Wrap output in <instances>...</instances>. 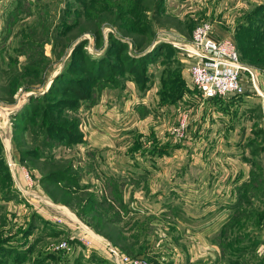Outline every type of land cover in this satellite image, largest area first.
I'll return each mask as SVG.
<instances>
[{
    "label": "rangeland",
    "instance_id": "374dc122",
    "mask_svg": "<svg viewBox=\"0 0 264 264\" xmlns=\"http://www.w3.org/2000/svg\"><path fill=\"white\" fill-rule=\"evenodd\" d=\"M4 2V35L0 45L6 52L0 70V102L4 107L0 110V121L8 120L9 135H5L6 128H0V264H115L95 248L63 235L65 232L57 219L47 221L43 213H32L36 210L32 208L34 202L50 205L47 211L59 217L64 214L58 206H66L63 210L73 218L77 219L73 213L82 217V221L78 219L79 226L86 225L94 232L93 226L100 220V228L96 230L104 236L120 229L121 240L117 242L119 245H114L127 251L124 246L140 242L134 250L124 252L130 255L139 252L137 257L149 264H235L230 258V251H235L231 246L235 236L221 239L225 244L221 245V252L228 251L227 257L219 250L220 239L214 237L211 241L217 245V251L211 257L193 262L177 263L171 253L155 250L157 236L153 237L147 224L135 222L122 208L121 191L127 187L128 176L108 164L110 157L121 156L122 151L114 152L107 146L91 147V140L119 139L118 142L126 144L134 139L142 155L149 156L155 151L153 137L145 138L137 133L132 138L125 133L131 129L121 130L133 122L130 112L144 114L141 110L144 104L139 97L132 99L131 87L135 85L134 90L143 93L157 81V93L167 89L165 95H169L163 102L175 100L167 107L161 105L164 107L151 122L158 124L164 137L190 142V152L186 149L175 154L182 157L175 158L180 161V167L189 166L178 191H210L207 198L217 202L225 173L235 172L241 165L248 170L251 159L254 164L243 178L240 190L246 191L245 199L241 200L246 202L243 219L247 218L249 227L244 233L249 241L251 231L260 230L256 236H263L264 0ZM205 22L213 25L217 38L230 39L236 45L242 63L259 79L258 92L233 98H202L188 75L189 61L169 39L190 38L194 29ZM117 40L125 43L127 49H119ZM103 67L105 77L101 78L95 69L101 73ZM171 83L177 85L172 90ZM71 84H77L82 94L68 88ZM29 91H33L31 95L27 94ZM102 96L105 106L112 103L110 106L115 107L111 115L117 122L110 123L105 118L108 124L105 123L103 130V124L98 121L101 114L92 110ZM177 100L179 110L170 111ZM149 103L156 105L153 101ZM183 112L189 113V126L185 136L179 139L172 129ZM106 127L115 130V134L110 133L111 139L107 138ZM143 138L154 144L151 150L139 148L141 141L145 144ZM5 146L37 182L33 191L41 195L40 199L32 200L24 194L33 205L21 192L25 186L23 175L21 186L14 187L10 181ZM184 167L181 169L185 173ZM50 173L58 174L57 181L43 184ZM130 184L139 189L137 179L130 180ZM38 185L45 188L42 192L49 199L37 190ZM57 191H68L70 207L61 199L58 206L53 205L52 194ZM47 200L53 201L52 205ZM217 214L218 211L213 212V216ZM248 217L254 219V225ZM103 226L105 230L100 231ZM133 235H138V240H133ZM63 240L68 241L67 248L56 249ZM260 242V248L264 249V239ZM184 249L188 252L186 244ZM201 251L197 247L198 254ZM261 259L260 264H264V254ZM251 263L255 262L244 258L243 264Z\"/></svg>",
    "mask_w": 264,
    "mask_h": 264
},
{
    "label": "crops",
    "instance_id": "0c3cea01",
    "mask_svg": "<svg viewBox=\"0 0 264 264\" xmlns=\"http://www.w3.org/2000/svg\"><path fill=\"white\" fill-rule=\"evenodd\" d=\"M4 1L5 0H0V43L3 41L4 35ZM5 52V48L1 44L0 70L3 68L1 67L2 56L4 58ZM172 84L173 83H171L169 86L170 90L177 86L175 83L173 85ZM157 86L158 82L156 81L143 93L134 90L135 85H133V87L130 86L131 91L133 90L132 99L137 100L139 97L140 101L144 104L141 108V110L144 111V114L140 116L138 114L136 115L135 112H130L132 115L131 121L133 122L131 124L127 123L125 126H122L121 130L125 131L127 129H131L129 132L125 133L132 135V138H134V136L138 133L142 134V137L146 138V136H151L156 139L155 151H152L149 156L142 155L143 153H141L135 147L134 139L132 142H128L126 144H121V142H118L119 139H112L110 142L109 140L100 141L99 137H96L91 140V147L101 149L107 146L108 148L114 150V152L117 150L122 151L121 156L110 157L108 159V164L111 169L116 171L118 168L119 170L124 171L126 176H128L127 187L124 191H121L124 210L127 211L129 215L133 216L132 218L135 222L147 224L149 229H151V235H153V237L157 236V240L153 244V248L158 251L161 250L162 252L167 251L171 253L172 259L177 263H183L185 260H190L193 262L199 258L211 257V255L217 251L218 248L217 245L213 244L211 241L213 237L220 239L219 250L221 252V245H225L222 243L221 239L228 236L229 237L227 239H229L230 237L233 238L235 236V242L234 244H231L235 251H230L232 254L230 258L234 261L233 263L243 264L244 258H247L249 261L251 260L255 262L251 264H260V260H262L261 258L264 254V251H262L264 249L260 248L262 244L260 239H264V228L263 236H256V232L258 234L261 232L260 230L251 231V241L248 240V234L244 232H246V228L249 227V224L245 222L247 218L243 219L245 216V210H247L245 207L246 202L241 200L242 197L245 199L246 191H240L242 184L244 183L242 180L246 175L249 174L254 162L250 159V167L248 170L245 169L244 165H241L240 169L236 170L235 172L227 171V173H225L226 177L222 178L223 185L221 186V192L217 195L219 196L217 202H212L213 200H211V198H207L206 194L211 195L209 193L210 191H205V193H200L198 191H178L179 187L182 185V177L187 174L189 166L187 164L186 168L184 165L180 167V161L175 159L179 158L180 156L176 157L175 154L176 151L186 149L188 152H190V145H188L190 142L180 141L178 139L172 140L169 136L164 137L165 135H161L158 124L151 122L153 117H157V113H160V108H163L164 106L167 107L169 103L175 100L173 98L170 101L163 102V100L169 96L165 95L168 93L167 89H165L162 94H158ZM30 92L33 91H29L27 94L29 95ZM22 99L24 101L25 98L23 97ZM150 101H153L156 103V105L149 103ZM177 101L172 104L170 111L174 112L175 108L177 109V106L179 105V101L182 102L183 99L179 100L178 102ZM104 102L105 100L103 96L102 98L99 97L97 99V103L92 107V110L98 114H101L100 117H103H99L98 120L99 123L103 124L101 130L105 128V123L108 124L105 118H107L110 123L116 122L115 118L111 115L113 110H116L115 107L110 106L112 103L105 106ZM155 106L159 108L157 111L153 109ZM1 108L4 107H2L0 102V110ZM177 110H179V108ZM134 118H137V120L135 121ZM7 122L8 120L3 122L0 121V128L3 129L4 127V129L6 128L7 130L5 135H9V124ZM135 125L140 127L135 128ZM106 128V132H108L107 138L111 139L110 133L115 134L113 133L115 130L108 127ZM97 133L98 132L94 134L96 135ZM143 140L145 141L146 145L143 141H141V146H139V148L147 147L149 150H151V148L154 147V144L148 143L144 138ZM180 158L182 159V157ZM183 167L186 169L185 173L181 169ZM6 170L9 174L10 181L14 184V187L22 184V172L18 171L20 168L17 170H11L9 167H7ZM133 179H137V182H139V186L137 187L139 189L137 190L133 188V184H130V180ZM37 190L42 192L45 191V188L38 185ZM17 191L19 190L17 189ZM42 195L49 199L45 194H43V192ZM48 201L49 204L52 205L53 201ZM251 201L252 199L249 202ZM33 204L32 205L34 207L32 208L36 210L32 211V213H37V211L43 213L47 221H54L55 217H59V215H53L47 211L46 208H50V205H44L43 203L37 204L35 202ZM53 205L58 206L59 204L54 202ZM58 207H61L59 210H61L64 214L63 217L61 216V218L64 220V223L57 222L65 232L63 235L72 239L73 236L82 233L83 230L80 228L81 226L78 225V219L81 220V218L71 211L70 212L73 213L77 219L73 218V215H70L68 212L66 213L63 210V208L65 209L66 206ZM27 211L28 210L26 209L25 213ZM217 211L218 214L213 216V212ZM237 213L239 216H237ZM234 218H236L235 220L237 223L232 225L233 221H235ZM250 218L252 225H254V219L252 217H248V219ZM185 244L188 248V252H186L184 249ZM197 247L198 249L201 248L202 250L200 254L197 252ZM226 247H228V244ZM221 254L222 256L227 257L228 251L225 253L221 252Z\"/></svg>",
    "mask_w": 264,
    "mask_h": 264
},
{
    "label": "built area",
    "instance_id": "2783aa9c",
    "mask_svg": "<svg viewBox=\"0 0 264 264\" xmlns=\"http://www.w3.org/2000/svg\"><path fill=\"white\" fill-rule=\"evenodd\" d=\"M169 41L182 52L185 60L189 61L188 75L204 100L216 97L233 98L248 92L259 91V79L248 66L242 63L236 45L230 39L217 38L211 23L205 22L197 26L190 38L172 36ZM248 84L250 89H247ZM188 126L189 113L179 114L176 125L172 129L173 135L181 139L185 136ZM6 152L9 168L17 170L20 167L22 171L25 179V186L21 187L22 194L28 195L32 200L40 199L41 195L33 191L37 182L32 174L15 157L11 156L8 147ZM27 200L30 202L28 198ZM55 219L59 223H64L61 217H55ZM80 228L83 232L73 236L72 239L82 241L84 245L102 252L115 264H149L140 257L125 253L111 241L89 229L88 226ZM68 245V241L63 240L56 246V249H65Z\"/></svg>",
    "mask_w": 264,
    "mask_h": 264
},
{
    "label": "trees",
    "instance_id": "16d2710c",
    "mask_svg": "<svg viewBox=\"0 0 264 264\" xmlns=\"http://www.w3.org/2000/svg\"><path fill=\"white\" fill-rule=\"evenodd\" d=\"M116 44L119 46L118 48L119 49H121V48H123V49H127V47H125L126 46V44L125 43H123L122 41H118L117 40V42H116ZM135 47H136V49H138L139 47H138V44L136 43L135 44ZM151 55V53L150 54H147V55H145V56H143L141 59H143V58H147V57H149ZM105 63H107V61H105ZM95 73H97L101 78H104L105 77V69H104V67L102 68V71H101V73H99L98 71H97V69H95ZM56 79V78H55ZM55 79H54V81H55ZM54 81H52V83L54 82ZM68 88H70V89H72L73 91H75L77 94H79V95H81L82 94V91H80V88L79 87H77V84H71V85H69V87ZM33 98V97H32ZM82 98H86L85 97V95H82ZM217 98V97H216ZM213 99H215V98H213ZM212 99V100H213ZM16 116V115H15ZM5 157H6V155H5ZM5 162H6V158H5ZM6 165H8L7 164V162H6ZM7 167H9V166H7ZM57 173H50L48 176H46V179H44V181H42V183L44 184V183H50L49 181L50 180H52V182H54V181H57V179H56V177H57ZM69 193H68V191H57V192H55V194L53 193L52 195H55V196H52V200L54 201V202H56L57 203V201H58V199H61L62 200V202H63V204H65V205H68L69 206V204L71 203V201H70V197H67V196H69L68 195ZM61 202V203H62ZM70 207V206H69ZM111 208H113L114 209V207H113V205H111L110 206ZM110 207L108 208V211L110 210ZM122 208H124V206H122ZM124 210V209H123ZM126 212V211H125ZM78 216L82 219V217L80 216V214L78 213ZM100 220H98V222H97V224L96 225H94L93 226V229L97 232V233H99V234H101L99 231H97L98 230V228H100ZM105 226H103L102 227V229H99L100 231H102V230H105ZM97 229V230H96ZM120 229H117V230H114V232H108V233H106L105 235L106 236H104V235H102V236H104L105 238H107L109 241H111L113 244L115 243L116 245H119V244H117V242H119L120 240H121V237H120V235H118V234H120ZM125 233V232H124ZM127 234V233H126ZM115 237V238H114ZM132 239L133 240H138V235H133L132 236ZM115 240V241H114ZM125 244L126 245H128L127 243H126V239H125ZM115 245V246H116ZM121 245V244H120ZM140 245V242H137L135 245H128L129 247H125L124 246V248L127 250V251H129V250H134V248L133 247H136V246H139ZM118 247V246H117ZM121 249V248H120ZM146 249H147V247H146ZM146 249H144V250H146ZM122 251H125L124 249H121ZM144 250H142L141 252H144ZM127 251H125V252H127ZM128 253V252H127ZM139 252H136L135 254H133V256L135 255V256H137V254H138ZM132 255V254H131ZM109 259V258H108Z\"/></svg>",
    "mask_w": 264,
    "mask_h": 264
},
{
    "label": "bare ground",
    "instance_id": "6f19581e",
    "mask_svg": "<svg viewBox=\"0 0 264 264\" xmlns=\"http://www.w3.org/2000/svg\"><path fill=\"white\" fill-rule=\"evenodd\" d=\"M93 233V232H92Z\"/></svg>",
    "mask_w": 264,
    "mask_h": 264
}]
</instances>
